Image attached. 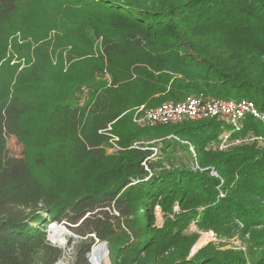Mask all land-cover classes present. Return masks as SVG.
<instances>
[{"label":"trees","instance_id":"trees-1","mask_svg":"<svg viewBox=\"0 0 264 264\" xmlns=\"http://www.w3.org/2000/svg\"><path fill=\"white\" fill-rule=\"evenodd\" d=\"M193 94L264 109V0H0V264H56L54 221L94 234L74 264H91L96 240L112 264H202L154 246L193 221L229 236L264 225V147L205 150L232 128L218 118L133 121ZM243 125L232 137H264V120ZM169 134L193 141L194 168L157 171L146 143ZM159 200L187 211L151 229Z\"/></svg>","mask_w":264,"mask_h":264},{"label":"rangeland","instance_id":"rangeland-1","mask_svg":"<svg viewBox=\"0 0 264 264\" xmlns=\"http://www.w3.org/2000/svg\"><path fill=\"white\" fill-rule=\"evenodd\" d=\"M134 122L140 127H147V125H141L136 121ZM244 128L245 125H242L241 129ZM170 137H172L171 134L166 136V138L170 141L165 144L162 142L165 137L153 140L151 141V144L149 142L146 143V145L153 151L150 160L155 162V166L158 168L157 171H164L165 169L171 170L176 166H187L194 168L197 165V153L195 151L196 148L193 144V141L190 138L184 136H181L180 139ZM218 137L214 140H211L207 144L205 150H220L217 148V142L219 141ZM263 138L264 137L258 134L255 129H248L242 134L240 143L236 145H257L264 147ZM113 140V147L109 148V152H113L114 149L120 148L118 145L120 137L115 136ZM138 143L139 142L137 141L134 145L139 146ZM155 143H157V145ZM236 145H231L226 151L236 147ZM9 146L16 153H20L22 151V145L15 137H10ZM166 206H168L167 201L163 200H159L154 204V218L151 221V229L165 227V223L169 217L174 218L176 214L187 211V209L181 208L177 201H175L172 205V209L174 211L172 213H169V211L165 210ZM239 225L242 229H245L242 223ZM186 227L187 228H184V230L180 232L182 235H185L182 236V238H177V236H173L171 238L170 236H167L154 247H158V249L161 247L165 248L169 247L174 242L175 245L181 250H178L177 247L173 248V252L171 253V256L168 258V260H174L180 257L185 261L199 260L202 262V264H206L210 257H215V261H217L216 264H264V246L262 245L264 243V225H254L248 230H241V232H237L231 236L226 234V232H228L227 230H222L221 233H218L217 229H220V227L216 228L214 226L207 225L199 226L195 221L191 222ZM56 229L63 231L64 243H61L53 237L56 233ZM151 229L150 231H155ZM47 233L52 242L64 248V255L61 259L65 264H74L77 255V245L79 242L94 235H82L74 231L65 223L56 221L48 224ZM191 239L194 241L193 244L188 248L185 246L186 248L182 250V244ZM98 242L99 241L96 240L92 246V249L97 247L96 245ZM95 252L94 253L97 254V251ZM102 255L104 258L101 259L99 262L100 264H112L110 252L106 254L104 251L102 252Z\"/></svg>","mask_w":264,"mask_h":264},{"label":"built area","instance_id":"built-area-1","mask_svg":"<svg viewBox=\"0 0 264 264\" xmlns=\"http://www.w3.org/2000/svg\"><path fill=\"white\" fill-rule=\"evenodd\" d=\"M247 115L264 120V109L251 98H213L193 94L182 101H166L154 107L142 104L135 110L133 119L141 125L156 126L186 119L218 118L232 127L225 129L217 142V148L226 150L231 145L240 143V137H232V132L241 129Z\"/></svg>","mask_w":264,"mask_h":264},{"label":"water","instance_id":"water-1","mask_svg":"<svg viewBox=\"0 0 264 264\" xmlns=\"http://www.w3.org/2000/svg\"><path fill=\"white\" fill-rule=\"evenodd\" d=\"M99 241V240H98ZM108 242L107 241H99L98 242V244L96 245L97 247H100V249H101V252H106V254H108L109 253V248H108ZM94 248L90 251V253L88 254V256H89V260L91 261V264H95V262H94V259L96 260V261H101V259H103L104 258V256H98V259L99 260H97V257H95L94 255H92L93 253H94ZM98 263V262H97ZM56 264H65L63 261H62V259H60ZM100 264V263H99Z\"/></svg>","mask_w":264,"mask_h":264},{"label":"bare ground","instance_id":"bare-ground-1","mask_svg":"<svg viewBox=\"0 0 264 264\" xmlns=\"http://www.w3.org/2000/svg\"><path fill=\"white\" fill-rule=\"evenodd\" d=\"M55 232H56V233L54 234L53 237H54L56 240L60 241L61 243H64L63 231L60 230V229H56ZM95 251H97V254H95V253H96ZM94 252H95V253H93L92 255H94L95 257H97V260H99V259H98V256H99V255H100V256H103L100 247H96L95 250H94ZM94 262H95V264H99V261H96L95 259H94ZM97 262H98V263H97Z\"/></svg>","mask_w":264,"mask_h":264}]
</instances>
